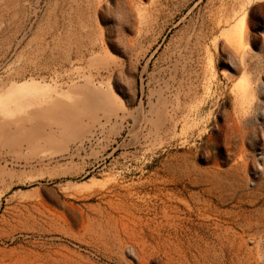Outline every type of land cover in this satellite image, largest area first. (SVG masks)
I'll return each instance as SVG.
<instances>
[{
  "label": "rangeland",
  "instance_id": "obj_1",
  "mask_svg": "<svg viewBox=\"0 0 264 264\" xmlns=\"http://www.w3.org/2000/svg\"><path fill=\"white\" fill-rule=\"evenodd\" d=\"M0 264H264V0H0Z\"/></svg>",
  "mask_w": 264,
  "mask_h": 264
}]
</instances>
